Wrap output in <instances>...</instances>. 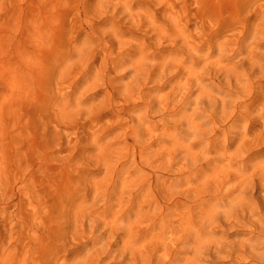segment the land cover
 Here are the masks:
<instances>
[{"label": "rangeland", "instance_id": "rangeland-1", "mask_svg": "<svg viewBox=\"0 0 264 264\" xmlns=\"http://www.w3.org/2000/svg\"><path fill=\"white\" fill-rule=\"evenodd\" d=\"M263 20L264 0H0V264H168L186 225L252 181L250 221L200 240L223 248L201 264H249Z\"/></svg>", "mask_w": 264, "mask_h": 264}, {"label": "bare ground", "instance_id": "bare-ground-1", "mask_svg": "<svg viewBox=\"0 0 264 264\" xmlns=\"http://www.w3.org/2000/svg\"><path fill=\"white\" fill-rule=\"evenodd\" d=\"M119 10V9H118ZM164 12V11H163ZM130 16V15H129ZM135 19V18H134ZM156 20V19H155ZM258 21V20H257ZM264 21V20H263ZM128 22V21H127ZM258 22H260V21H258ZM147 23V22H146ZM145 24V23H144ZM232 28V27H231ZM254 28V27H253ZM230 30V29H229ZM118 32V31H117ZM113 36V35H112ZM119 37V36H118ZM123 37V36H122ZM167 37H169V36H167ZM200 37V36H199ZM163 39V38H162ZM164 40V39H163ZM125 43V42H124ZM117 44V43H116ZM162 44V43H161ZM126 45V44H125ZM85 46H86V44H85ZM227 46V45H226ZM112 47V46H111ZM117 47V46H116ZM119 47V46H118ZM197 47H199V46H197ZM106 49V48H105ZM113 51H114V49H113ZM211 51V50H210ZM82 52H83V50H82ZM85 52V51H84ZM88 53V52H87ZM192 53V52H191ZM194 53V52H193ZM193 55V54H192ZM195 55V54H194ZM231 55V54H230ZM196 56V55H195ZM98 57V56H97ZM83 58V57H82ZM92 58H93V56H92ZM113 58V57H112ZM68 59V58H67ZM144 61V60H143ZM143 61L141 60V61H139L138 62V64H137V68H135L136 69V74H138V78H139V80H138V82H140V79L142 80V83L143 82H145L146 81V83H148L149 81H151L150 79H152V76H151V73H148L146 70H147V68L145 67L146 65H143ZM83 63V62H82ZM81 63V64H82ZM148 63V62H147ZM77 64V63H76ZM80 64V65H81ZM120 64V63H119ZM159 64V63H158ZM110 65V64H109ZM179 65V64H178ZM82 66V65H81ZM122 66V65H121ZM109 67V66H108ZM133 67V66H132ZM135 67V66H134ZM84 68H85V66H84ZM204 68V67H203ZM263 68V67H262ZM133 70H134V68H132ZM235 69V68H234ZM30 70V69H29ZM34 70H36V69H34ZM91 70V69H90ZM110 70H111V67H110ZM230 70V69H229ZM61 71V70H60ZM101 71V70H100ZM135 71V70H134ZM63 72V71H62ZM150 72V71H149ZM64 73V72H63ZM63 73H61V74H63ZM133 73V72H132ZM146 73H147V76H146ZM70 74V73H69ZM98 74V73H97ZM71 75H73V74H71ZM134 75H135V73H134ZM150 75V76H149ZM136 76H135V78H136ZM163 76V75H162ZM63 77V76H62ZM78 77V76H77ZM158 79V78H157ZM163 79V78H162ZM171 79V78H170ZM137 80V79H136ZM233 80V79H232ZM65 81V80H64ZM83 81V80H82ZM62 82V81H61ZM85 83H86V81H84ZM157 82V81H156ZM73 83V82H72ZM79 83V82H78ZM81 83V82H80ZM97 83V82H96ZM91 85V84H90ZM99 85V84H98ZM139 85V84H138ZM203 85V84H202ZM92 86V85H91ZM97 86V85H96ZM145 86V85H144ZM199 86V85H198ZM233 86V85H232ZM75 87V86H74ZM98 87V86H97ZM121 87V86H120ZM120 87H118V88H120ZM79 88V87H78ZM86 88V87H85ZM197 88V87H196ZM195 88V89H196ZM200 88V87H199ZM223 88V87H222ZM221 88V89H222ZM130 89V88H129ZM234 89H235V87H234ZM126 90V89H125ZM135 90V89H134ZM201 90V89H200ZM76 91H77V89H76ZM75 91V92H76ZM119 91V90H118ZM199 91V90H198ZM78 92V91H77ZM116 92H117V90H116ZM126 92V91H125ZM129 92V91H128ZM127 92V93H128ZM132 92H134V91H132ZM82 93H83V91H82ZM135 93V92H134ZM125 94V93H124ZM129 94V93H128ZM131 94V93H130ZM207 94V93H206ZM81 95V94H80ZM92 95V94H91ZM117 95V94H116ZM197 95H199V94H197ZM133 96V95H132ZM93 97V96H92ZM131 98V97H130ZM197 98H199V97H197ZM117 100V99H116ZM129 100V99H128ZM96 101V100H95ZM127 101V100H126ZM193 101H194V99H193ZM236 101V100H235ZM223 103V102H222ZM92 104H93V102H92ZM153 108V107H152ZM153 110V109H152ZM177 110V109H176ZM178 110H180V109H178ZM195 110V109H194ZM158 111V110H157ZM156 112V111H155ZM196 112V111H195ZM190 115V114H189ZM196 115L197 114H193V116L191 117V119L189 120V130L190 131H192V133L193 134H195L196 132H198L197 131V129H198V124H197V117H196ZM164 118V117H163ZM184 118V117H183ZM169 120H170V118H169ZM200 120V119H199ZM92 121V120H91ZM141 121H142V119H141ZM187 121H188V119H187ZM186 121V122H187ZM136 122V121H135ZM161 122V121H160ZM167 122V121H166ZM185 122V121H184ZM121 124V123H120ZM97 125V124H96ZM183 125H185V124H183ZM125 126V125H124ZM232 126V125H231ZM95 127V126H94ZM166 131V130H165ZM181 131V130H180ZM175 132V131H174ZM184 133V132H183ZM124 134V133H123ZM198 134V133H197ZM98 135V134H97ZM180 135H181V133H180ZM196 135V134H195ZM78 137V136H77ZM175 137V136H174ZM96 138V137H95ZM245 138V137H244ZM177 139V138H176ZM175 139V140H176ZM240 141V140H239ZM201 142V141H200ZM244 143H246L245 141H243ZM181 143V142H180ZM99 145V144H98ZM227 145V144H226ZM247 145V144H246ZM106 147V146H105ZM213 146H211V148H212ZM240 148V147H239ZM101 149V148H100ZM189 149H190V147H189ZM192 150V149H191ZM214 150V149H213ZM223 151H226V150H223ZM239 152V151H238ZM176 154V153H175ZM197 154V153H196ZM240 154V153H239ZM199 157V156H198ZM259 164V163H258ZM260 169V168H259ZM242 170H243V168H242ZM238 172H240L239 170L238 171H236V173H238ZM224 175V174H223ZM222 175V176H223ZM232 176V175H231ZM262 176V175H261ZM233 177V176H232ZM236 177V179H237V176H235ZM240 177V176H239ZM222 178V177H221ZM235 179V180H236ZM231 180H233V179H231ZM231 180H229V181H231ZM238 182L240 181L239 179L237 180ZM214 184V183H213ZM224 184V183H223ZM226 185V184H225ZM259 185V184H258ZM264 185V184H263ZM256 186V185H255ZM172 187V186H171ZM170 187V188H171ZM217 187H219V186H217ZM238 187L240 188V190H239V193L237 194V196H235L234 198H232L230 201H229V208L228 209H225V210H223V211H221V210H219V208H218V206L217 205H213V206H211L206 212H205V214H204V217H203V219H204V223H203V227L202 228H200L199 226H197L195 223H191V224H188V225H186V232H187V235H188V240L187 239H185L184 240V242H182V244L184 245V248H185V250H183V251H179V253H176L175 255L173 254L172 255V259H170L169 260V263L168 264H175V262L178 260V261H181V260H183V258H182V254H183V252L184 251H187V249H186V247L188 246V244L190 243V242H193V247H192V249H193V254H192V256L191 257H189V258H186V260H184V263L183 264H201L202 262H203V260H204V258L205 257H207V256H215L219 251H221L223 248L221 247V246H208V247H206L205 249H203V246H202V244L204 243V242H201L200 240H201V236L203 235V233L202 232H207L206 234H208L209 235V233H210V235L209 236H211V234H213V233H215V228H217V227H220V226H225V227H228V226H231L232 225V223L234 222L233 220H235V218L237 219L238 218V220L240 219L243 223L245 222V221H250V217H252V215L254 214V209H260V204H256V205H258L256 208L255 207H252V208H250V205H254V204H250V203H253V202H255V200H254V187H253V183H252V181H246V182H239V183H237V189H238ZM257 188V187H256ZM264 188V187H263ZM98 189V188H97ZM208 189V188H207ZM212 189V188H211ZM262 189V188H261ZM248 190H251L252 192H253V196H252V194H250L251 195V198H248V197H246V193H247V195L249 194L248 192H246V191H248ZM264 190V189H263ZM172 191H174V190H172ZM185 192V191H184ZM226 192V191H225ZM255 192H256V190H255ZM262 192H264V191H262ZM170 193V192H169ZM224 193V192H223ZM173 194V193H172ZM216 195V194H215ZM226 196V195H225ZM216 197H217V195H216ZM220 197H222L221 195H220ZM250 197V196H249ZM190 199V198H189ZM202 199H204V198H202ZM223 199V198H222ZM221 198H220V200H222ZM256 199V198H255ZM262 201H263V199H262ZM222 202V201H221ZM182 204V203H181ZM220 204V203H219ZM148 205V204H147ZM157 205V204H156ZM153 206V205H152ZM236 206H238L239 208H237ZM209 207V206H208ZM264 207V206H263ZM136 208V207H135ZM146 208V207H145ZM205 208V207H204ZM130 209V208H129ZM141 210V209H140ZM205 210V209H204ZM247 211H250V216L247 214ZM86 213V212H85ZM125 213V212H124ZM143 213V212H142ZM149 214V213H148ZM98 215V214H97ZM154 215V214H153ZM248 215V216H247ZM126 217V216H125ZM194 217V216H193ZM235 217V218H234ZM127 218V221H128V217H126ZM126 218H124V219H126ZM149 218H150V216H149ZM254 218V217H253ZM185 219V218H184ZM233 219V220H232ZM256 219V221H257V218H255ZM238 220H236V221H238ZM158 221V220H157ZM233 221V222H232ZM10 222V221H9ZM86 222V221H85ZM159 222V221H158ZM242 222H240V223H242ZM256 223V222H255ZM135 224V223H134ZM163 224V223H162ZM186 224V223H185ZM239 224V223H238ZM251 224V223H250ZM128 225V224H127ZM234 225V224H233ZM255 225H257V224H255ZM260 225V227H257L256 226V228L258 229V228H260V232H259V234L258 235H256L255 237H253V239H251V240H253L252 242L250 241L249 243H250V247H249V245H248V247L250 248V250H249V248H248V250H247V248H245V250H244V252L246 253L245 255H248L247 253L249 252V254H250V257H252L253 259L252 260H250L251 262V264H264V252L263 253H261L260 251V253L257 251V246L259 245V244H263L264 245V219L261 221V223L259 224ZM258 225V226H259ZM134 226V225H133ZM93 228V227H92ZM97 228V227H96ZM130 229V228H129ZM228 229H230V228H228ZM92 230V229H91ZM94 231V230H93ZM118 231V230H117ZM126 231H128V230H126ZM148 231V230H147ZM146 231V232H147ZM171 231V230H170ZM177 231V230H176ZM94 232H96V231H94ZM182 233V232H181ZM130 234H131V232H130ZM173 234V233H172ZM185 234V233H184ZM175 235V234H174ZM181 235V234H180ZM206 236V235H205ZM214 236V235H213ZM184 238H186V236L184 237ZM202 238H203V236H202ZM205 238V237H204ZM212 238H214V237H212ZM100 239V238H99ZM207 239V238H206ZM218 239V238H217ZM209 240V239H208ZM215 240V239H214ZM111 242V241H110ZM174 242V241H173ZM218 242V241H217ZM248 242V241H247ZM109 243V242H108ZM246 243V242H245ZM244 243V245H247V244H245ZM248 243V244H249ZM180 244V243H179ZM191 244V243H190ZM225 244V243H224ZM226 245V244H225ZM190 246V245H189ZM206 246V245H205ZM231 246V245H230ZM173 248H175V247H173ZM261 248V247H260ZM190 249V248H189ZM221 249V250H220ZM174 250V249H173ZM225 250V249H224ZM173 253H175V252H173ZM208 254V255H207ZM7 255V254H6ZM244 255V254H243ZM252 255V256H251ZM170 256V255H169ZM150 258V257H149ZM246 258H248V257H246ZM8 261V260H7ZM96 261H98L97 260V258H96ZM164 261H166L165 259H164ZM168 261V260H167ZM91 263V262H90ZM92 263H95V262H93L92 261ZM91 263V264H92ZM97 263V262H96ZM177 263V262H176ZM249 263V264H250ZM78 264V263H77Z\"/></svg>", "mask_w": 264, "mask_h": 264}]
</instances>
